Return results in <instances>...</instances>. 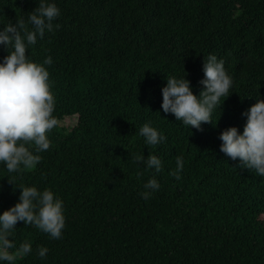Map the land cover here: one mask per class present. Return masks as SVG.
<instances>
[{
	"label": "trees",
	"instance_id": "trees-1",
	"mask_svg": "<svg viewBox=\"0 0 264 264\" xmlns=\"http://www.w3.org/2000/svg\"><path fill=\"white\" fill-rule=\"evenodd\" d=\"M55 2L59 29L28 55L52 57L46 67L60 123L33 169L7 173L0 164V211L18 201V186L50 188L63 200L66 226L53 240L17 222L16 246L30 242L33 251L16 264H264V177L219 149L220 132L242 131V111L255 95L264 100V0ZM38 3L0 0V27L26 20ZM210 53L234 84L220 114L213 111L215 124L197 130L162 111L161 88L184 71L198 94ZM7 54L0 46V59ZM146 122L164 143L144 144ZM140 153L160 157L163 170L137 167ZM178 156L176 180L169 172ZM153 175L160 189L144 200ZM37 246L48 248L45 259Z\"/></svg>",
	"mask_w": 264,
	"mask_h": 264
},
{
	"label": "clouds",
	"instance_id": "clouds-1",
	"mask_svg": "<svg viewBox=\"0 0 264 264\" xmlns=\"http://www.w3.org/2000/svg\"><path fill=\"white\" fill-rule=\"evenodd\" d=\"M60 15L55 0H39L26 20L20 18L0 27V46L8 53L0 59V164L7 173L22 174L24 170L33 169L42 159L40 154L52 146L48 133L59 126L60 121L54 115L56 99L46 67L53 63L52 57L47 56L40 63L28 55V49L35 46L38 39H43L45 32L59 29L60 24L53 22ZM224 64L215 54L203 57V77L198 81L202 89L198 94L193 93L184 71L182 76H168L161 88L162 111L197 130H202V123L214 125L218 117L213 121V111L230 95L234 84ZM255 97V103L241 113L246 118L242 131L229 126L220 132L219 149L231 160L238 159L240 166L264 177V100L259 94ZM139 135L148 146H157L166 140L151 122L140 127ZM134 162L137 167L142 164L154 173L163 170L161 158L154 154L147 157L137 154ZM183 166V158L178 156L175 171H170L169 175L179 180ZM18 187V201L0 211V264H16L18 258L33 251L30 242L16 246L17 222L31 225L53 240L62 238L66 226L63 200L50 188ZM143 189L140 196L144 200L160 189L155 175L144 183ZM48 251L45 246H37L35 254L45 259Z\"/></svg>",
	"mask_w": 264,
	"mask_h": 264
}]
</instances>
